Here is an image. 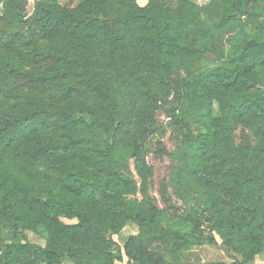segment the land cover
<instances>
[{
	"label": "trees",
	"instance_id": "16d2710c",
	"mask_svg": "<svg viewBox=\"0 0 264 264\" xmlns=\"http://www.w3.org/2000/svg\"><path fill=\"white\" fill-rule=\"evenodd\" d=\"M194 1L35 0L27 16L28 0H0V264H115L122 251L127 264H169L147 244L215 236L229 264L264 253V16L259 34L219 44L264 0ZM174 69L184 78L170 88ZM170 92L172 184L202 208L167 222L145 143ZM128 225L121 248L112 237Z\"/></svg>",
	"mask_w": 264,
	"mask_h": 264
},
{
	"label": "rangeland",
	"instance_id": "374dc122",
	"mask_svg": "<svg viewBox=\"0 0 264 264\" xmlns=\"http://www.w3.org/2000/svg\"><path fill=\"white\" fill-rule=\"evenodd\" d=\"M35 0H28L26 15L32 14ZM74 5L76 0H62L63 3L70 2ZM212 0H195L194 2L199 6H205ZM140 6L146 4L147 0H137ZM264 15L258 12L251 17H248V23L239 29H232L224 34L220 39L219 44L228 48L230 44L246 35L259 34L261 32L260 22ZM43 45V43H38ZM209 61H215L216 55L211 54ZM184 78L182 71L174 69L169 77L168 84L170 88ZM172 100V92L169 93L168 98L164 97L161 101V109L156 113L155 125L151 137L145 143L146 162L150 168V174L147 181V190L158 206L160 212L166 218L167 222L185 219L193 216L197 210L201 211L202 204H196L195 201H185L178 195L172 184V175L177 166V140L179 137L178 130L175 128L171 118L168 116L170 102ZM182 105L178 104L176 108L180 109ZM218 111L214 109V115ZM196 131V130H195ZM245 135L252 145L256 144V139L250 131H245ZM234 140L239 143L243 140L240 129L234 133ZM132 164V161H131ZM132 167V165H131ZM135 178L136 175L134 174ZM138 185L139 180L136 178ZM138 198L140 194L138 192ZM66 223H76V220H63ZM204 228H208V223L203 224ZM137 233V228L134 225L125 227L120 235L112 237L117 246H123L126 237ZM26 240L33 244L44 245V242L35 234L26 232ZM218 245L215 246H193L186 249H174L172 247H165L159 244H147V248L153 252L160 253L169 264H206L207 262H223L229 264L232 258L227 255L221 240L215 236ZM128 259L122 251V257L116 261L115 264H127ZM255 264H264V253L257 256L254 261Z\"/></svg>",
	"mask_w": 264,
	"mask_h": 264
}]
</instances>
